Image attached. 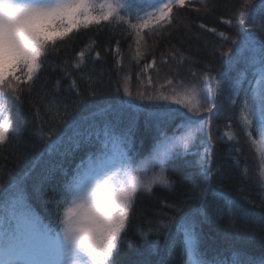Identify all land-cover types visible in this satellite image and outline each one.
<instances>
[{"label": "snow or ice", "instance_id": "1", "mask_svg": "<svg viewBox=\"0 0 264 264\" xmlns=\"http://www.w3.org/2000/svg\"><path fill=\"white\" fill-rule=\"evenodd\" d=\"M174 6L183 8L185 0H0V148L11 142L9 134L14 122L9 114V97L21 101L25 90L31 93L41 83L40 74L48 62L50 45L55 49L58 41L71 39L74 32L102 22L129 24L140 38L138 25L129 23L132 18L140 22L139 28L148 27L152 19L170 24ZM242 9L238 38L208 29L231 45L221 52L215 75L209 67L183 99L175 98V89L171 96L159 91L133 95L125 87L126 108L132 114L126 113L128 119L122 133L115 134L105 125L102 147L91 153L88 162L82 163L59 189L46 190L44 181L41 182L37 193L49 197L46 203L55 209L54 227L41 223L32 211L24 199L23 185H17L16 191L7 194L4 215L0 217V264H116L115 256L135 218L140 196H152L157 186L176 187L177 181L168 176L169 164L174 166L173 170L180 166L193 171L186 177L190 182L188 188L177 194L175 202L165 201L153 213L156 219L146 220L144 235L157 237L151 241L148 254L157 253L161 237L167 242L175 236L183 238L182 257L187 259H182V264H229L227 258H205L199 249L197 229L209 222V208L217 220L223 219L227 208L229 224H234L232 202L213 187L222 175L214 163L215 140L211 134L217 97L227 91L231 106L239 102L240 122L250 144L253 147L264 144V45L258 46L253 40L254 33H264V0L255 4L244 0ZM223 24L232 27L233 20L224 19ZM87 51H94V47ZM116 51L118 54V45ZM77 55L75 67L81 69L86 50ZM95 57L99 59L100 52H95ZM240 63L246 65L245 70L238 72L235 79H229ZM248 70H251V80L247 88H242ZM172 83L170 79L167 81L168 85ZM57 89L58 85L50 90L51 96L57 99H50L48 104L58 106L51 118L75 128L74 115L65 119L66 102L62 104L63 115L59 112L62 102ZM135 100L142 104L132 103ZM141 115L145 127L155 128L158 134L154 151L150 153L151 175L147 168H134V156L129 155ZM40 123L44 150L56 152L68 134L53 138L51 128H44L47 121ZM168 129H172L171 136L167 135ZM253 129L259 140L252 137ZM32 138L29 135L25 139L21 133L17 142L27 145ZM234 139V135L228 136V140ZM235 166H239L238 161ZM134 172L145 175H134ZM193 204L196 206L192 207ZM169 211L173 214L169 215ZM137 264H151V261L144 259ZM232 264H264V258L240 259V254L233 252Z\"/></svg>", "mask_w": 264, "mask_h": 264}, {"label": "trees", "instance_id": "2", "mask_svg": "<svg viewBox=\"0 0 264 264\" xmlns=\"http://www.w3.org/2000/svg\"><path fill=\"white\" fill-rule=\"evenodd\" d=\"M257 2L252 0L253 4ZM243 4L244 0H185L183 8L173 7L170 24L161 21L143 29L132 18L129 23L138 25L140 38L129 24L102 22L74 32L71 39L58 41L55 49L50 45L48 62L40 74L41 83L31 93L25 90L21 101L9 97V114L14 123L9 134L11 142L0 148V214L4 213L7 194L16 191L17 185H23L24 199L32 211L41 223L54 227L55 209L46 203L48 196L37 193L41 182L44 181L46 190L59 189L82 163L88 162L91 153L102 147L100 141L104 139L105 125H109L115 134L122 133L128 119L126 113L132 114L126 108L125 87L133 95L159 91L171 96L175 89V98L183 99L209 67L215 75L221 52L227 51L231 45L208 29L214 28L238 38V18ZM224 19H232L233 26L223 24ZM201 24L205 27L201 28ZM253 40L258 46L264 45V33H254ZM93 47L94 51H87ZM81 50H86L85 61L81 69H77L75 63ZM95 52H100L99 59ZM245 68L244 63L238 64L229 79H235ZM169 79L173 81L172 85L167 84ZM249 80L251 70L247 71L242 88L248 87ZM57 85L62 102L59 112L63 115L62 104L66 102L68 116L65 119L74 115L75 128L51 118L58 106L49 105L48 101L57 99L50 94ZM132 103L142 104L139 100ZM216 103L211 134L215 140L214 163L222 175L214 181L213 187L232 202L235 217L233 226H230L227 208L220 220L211 216L209 208V222L200 224L197 229L200 233L199 249L205 258L219 256L227 258L229 264H232L233 252L239 253L240 259L252 257L259 260L264 258L263 160L243 130L239 102L231 106L229 93L225 91L217 97ZM41 121H47L44 128H51L53 138L68 134L56 152L44 150V142L40 139L44 135L40 130ZM21 133L25 139L33 135L27 145L17 142ZM172 134V129H168L167 135ZM157 135L155 128L145 127L141 115L129 151V155L134 156V168L152 162L150 153L154 151ZM229 135H234L235 139L228 140ZM173 168L172 164L168 165V176L177 181L176 187L157 186L152 196L142 195L137 200L135 218L115 256L116 264H137L144 259L151 264H182V259L186 260V256L182 257V237L174 236L167 242L161 237L157 253L149 255V245L157 237L155 234L144 235L146 220H155L153 213L162 208L165 201L174 203L177 194L189 186L186 177L193 170L180 166ZM168 214L173 213L169 211Z\"/></svg>", "mask_w": 264, "mask_h": 264}, {"label": "rangeland", "instance_id": "3", "mask_svg": "<svg viewBox=\"0 0 264 264\" xmlns=\"http://www.w3.org/2000/svg\"><path fill=\"white\" fill-rule=\"evenodd\" d=\"M101 2H102V0H101ZM97 10H99V9H97ZM134 19H135V18H134ZM135 20H136V19H135ZM136 21H137V20H136ZM137 22H138V21H137ZM139 23H140V22H139ZM154 23H156V20H155V19H152V20L150 21L148 27L154 25ZM145 28H147V27H145ZM145 28H143V29H145ZM252 137H253L254 139L259 140V136H258V134L256 133L255 129L252 130ZM256 148H257V150H258L259 155L262 157V160H263V176H264V144H258V145L256 146ZM139 167H141V168H147V169H148V175H151V174H152V162H151V163L144 164V165L140 164ZM157 171H158V169H157ZM133 174H134V175H138V176H144V175H145L144 172H139V173L134 172ZM3 215H4V213H3V214H0V217H3ZM186 259H187V257H186Z\"/></svg>", "mask_w": 264, "mask_h": 264}]
</instances>
